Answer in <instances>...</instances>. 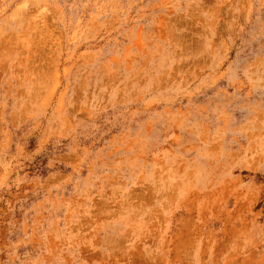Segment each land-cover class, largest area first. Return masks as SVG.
Segmentation results:
<instances>
[{"label": "rangeland", "instance_id": "rangeland-1", "mask_svg": "<svg viewBox=\"0 0 264 264\" xmlns=\"http://www.w3.org/2000/svg\"><path fill=\"white\" fill-rule=\"evenodd\" d=\"M0 264H264V0H0Z\"/></svg>", "mask_w": 264, "mask_h": 264}]
</instances>
